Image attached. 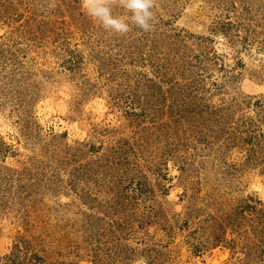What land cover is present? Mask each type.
Here are the masks:
<instances>
[{"label":"rangeland","instance_id":"1","mask_svg":"<svg viewBox=\"0 0 264 264\" xmlns=\"http://www.w3.org/2000/svg\"><path fill=\"white\" fill-rule=\"evenodd\" d=\"M152 11L0 0V264H264V0Z\"/></svg>","mask_w":264,"mask_h":264},{"label":"clouds","instance_id":"2","mask_svg":"<svg viewBox=\"0 0 264 264\" xmlns=\"http://www.w3.org/2000/svg\"><path fill=\"white\" fill-rule=\"evenodd\" d=\"M155 0H118L120 8L126 15H113V0H81V6L86 14L99 21L106 31L120 36L126 35L134 28L144 33L153 30Z\"/></svg>","mask_w":264,"mask_h":264},{"label":"trees","instance_id":"3","mask_svg":"<svg viewBox=\"0 0 264 264\" xmlns=\"http://www.w3.org/2000/svg\"><path fill=\"white\" fill-rule=\"evenodd\" d=\"M263 244H264V242H263Z\"/></svg>","mask_w":264,"mask_h":264}]
</instances>
